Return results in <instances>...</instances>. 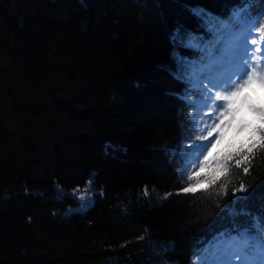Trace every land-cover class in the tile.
I'll return each instance as SVG.
<instances>
[{
    "label": "trees",
    "instance_id": "trees-1",
    "mask_svg": "<svg viewBox=\"0 0 264 264\" xmlns=\"http://www.w3.org/2000/svg\"><path fill=\"white\" fill-rule=\"evenodd\" d=\"M244 8L262 48L264 0H0V264H200L220 207L264 191V91L208 145L214 71L173 78L169 34Z\"/></svg>",
    "mask_w": 264,
    "mask_h": 264
},
{
    "label": "snow or ice",
    "instance_id": "snow-or-ice-1",
    "mask_svg": "<svg viewBox=\"0 0 264 264\" xmlns=\"http://www.w3.org/2000/svg\"><path fill=\"white\" fill-rule=\"evenodd\" d=\"M255 2V0H248V4ZM194 14L197 16H205L200 9H194ZM249 17L247 8L234 9L233 15L227 22L220 21L218 18L209 17V23L212 27L209 28V32L213 34V39L209 40L206 37L195 35L191 32L187 33V38L182 36L179 28L169 34L170 42L173 44L174 50L171 53V58L175 61L176 71L170 72V75L177 80H187L191 83L195 79H199L200 73L205 71L213 72L218 71L219 67L225 63L239 65L240 60L246 56V37L237 31L240 28L242 20L246 21ZM226 32L229 36H232V41L227 47L221 48L220 43L215 39L217 33ZM176 48H184L193 52L194 55H198L199 59H188L181 55ZM246 69L241 68L240 75ZM252 75L248 76V80L245 83L251 82ZM264 83V80L261 81ZM243 85H241L242 87ZM187 91V90H186ZM235 94V93H233ZM258 132L264 131V129H257ZM211 143V141H209ZM193 147H197L194 145ZM204 148L206 145H200ZM126 151L125 149H121ZM167 151V149H165ZM202 154V153H201ZM184 155L188 157V163H192L193 160H198L199 156L188 151ZM187 164L182 168V171L186 169ZM247 173L248 169H244ZM191 179V177H189ZM259 185H253L251 187H245L243 184L238 189L240 195L235 193L231 197L230 201L226 202L219 211L221 213L219 217L220 231L214 236L213 242H210L208 248H202L198 255L201 256L200 264H225L223 253L236 247L238 241L236 237L244 240L247 245L259 244L261 248H264V240L260 238V234L264 233V191H257ZM58 191L63 194L62 190ZM183 192L193 191V187L190 185L182 189ZM147 195V192H145ZM256 201L259 203L258 211L253 212L250 207V202ZM209 227H212L214 222H208ZM232 233H236L233 236ZM219 243H216V242ZM215 244V250L213 245ZM230 264V262H228Z\"/></svg>",
    "mask_w": 264,
    "mask_h": 264
},
{
    "label": "rangeland",
    "instance_id": "rangeland-1",
    "mask_svg": "<svg viewBox=\"0 0 264 264\" xmlns=\"http://www.w3.org/2000/svg\"><path fill=\"white\" fill-rule=\"evenodd\" d=\"M237 31L246 37V56L240 60L239 65L225 63L210 76V84L216 100L211 115L212 135L209 140L211 143L208 145L217 142L225 131L240 125L247 111L254 109L259 93L264 91V83L261 82L263 80L261 71L264 68V47L259 48L254 45L250 37L252 31L249 22L244 23ZM232 39V36L226 38L227 46ZM241 68L246 69L242 75H240ZM249 75H252L253 79L245 83ZM237 241L236 247L223 253L225 264L228 262L230 264H257L258 261L250 257L251 254L248 255L241 250V241Z\"/></svg>",
    "mask_w": 264,
    "mask_h": 264
}]
</instances>
